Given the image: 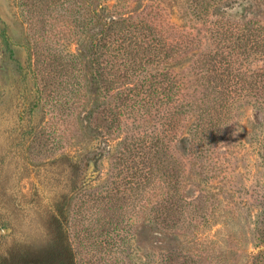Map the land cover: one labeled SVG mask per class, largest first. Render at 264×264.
I'll list each match as a JSON object with an SVG mask.
<instances>
[{
	"label": "rangeland",
	"instance_id": "374dc122",
	"mask_svg": "<svg viewBox=\"0 0 264 264\" xmlns=\"http://www.w3.org/2000/svg\"><path fill=\"white\" fill-rule=\"evenodd\" d=\"M229 1L237 4L227 10L224 16L239 22L252 21L253 28L264 38V0H127V7L123 6L126 12H131L132 17L140 15L133 23L131 21V24L142 28L140 41L144 42L148 38L153 46L170 44L178 48L185 47L177 59L180 62L177 72L184 70L194 79L196 70H203L193 66L198 58L201 64L204 62V70L211 65L224 69L229 65L234 70V78H231L234 83H226L217 91L207 90L208 84H203L198 88L199 93L193 96L199 98L206 94L209 98L234 99L218 102L223 108L229 109V115L223 110L221 113L219 111L227 120L219 128L218 140L213 144L215 146L203 149L195 144L197 147L194 145L195 148L190 149L187 129L192 130L195 123L191 118L182 117L179 124L181 129L178 128L174 136L175 149L168 150L170 155L177 158L178 166L174 160L171 162L177 166L176 189L180 187V191L186 192L188 200L197 198L188 207L185 206L181 224L168 238V252L174 253L169 264H182L185 260L186 264H264V43L261 41L256 49L247 53L246 49L254 47L255 41L247 38L249 46L246 39L239 41L238 38L245 33L239 30L236 23L225 22L229 28L222 27L233 33L230 37L233 39H220L216 35L218 27L213 23L219 18L215 9ZM100 2L107 6L109 12H114L111 6L115 0ZM205 5L208 11L202 12ZM25 12L21 1L0 0V264H26L25 258L41 249L43 242L39 214L44 200L53 198L57 187L49 185L43 189L42 176L36 168L27 170L28 173L32 172L34 178L24 172L26 155L17 149L21 134L14 133L17 124L25 126L27 117L18 101L22 102L21 96L27 91L25 76L31 77L26 50L23 48L32 34L29 14ZM62 20V15L48 17L44 30L51 32V35H43L44 30H39L40 27L38 34H35L38 35L36 46L42 48L38 51L41 62L36 67L42 89L39 92L43 103L47 104L53 95L58 100L65 96L70 103L75 101L71 93L74 65L72 67L68 59L76 55V41L62 36ZM150 32H154V36ZM221 41L226 42L223 44ZM47 43H50L48 50L52 51L45 50ZM214 59L216 63L212 64ZM224 88H227V92ZM28 95L31 94L28 92ZM214 103L211 102L212 105ZM192 105L194 102L191 101ZM203 105L200 110L206 111L210 107L208 102H203ZM160 106L161 114L165 112L167 103ZM125 107L120 112L128 114L129 118H125L127 128L116 132L111 144L116 145L126 134L136 136L129 125L133 124L132 119L142 132L154 128L159 133L164 130L166 134V128L160 130L166 127V119H158L153 114L145 116L143 110L133 108L131 104H125ZM60 114L62 112L57 107L46 106L43 112L35 108L32 117L34 123L42 122L40 127L43 130L59 134L61 132L57 130L61 129L62 124ZM199 116L203 122L210 119L207 113H199ZM217 119H221V116ZM54 144L52 141L48 143ZM93 145L94 150L102 148V140L97 138L91 143V148ZM62 146L46 153L58 156L66 148L64 143ZM105 151L108 149H104L97 162L95 188L110 182L112 160L106 158ZM39 152V155L35 152L32 157L42 159L45 151ZM94 168H88L87 177L91 176ZM93 176H96L95 172ZM31 188L36 189V196L34 201L28 203L26 197ZM83 211L81 215L86 216L83 222L80 214L78 219L73 216L77 223L73 232L97 227L98 218L92 215L88 226V213L86 209ZM123 226L118 238L121 240L114 239L112 244L117 242L119 245L123 264H138L142 259L138 256L137 225L124 223ZM73 240L78 239L74 237ZM164 253L166 251L162 249L157 253L149 252L148 257L152 260L149 264H162ZM78 254L82 261L87 262L93 251L81 247Z\"/></svg>",
	"mask_w": 264,
	"mask_h": 264
},
{
	"label": "trees",
	"instance_id": "16d2710c",
	"mask_svg": "<svg viewBox=\"0 0 264 264\" xmlns=\"http://www.w3.org/2000/svg\"><path fill=\"white\" fill-rule=\"evenodd\" d=\"M18 1L26 9L25 13L29 14L32 34L29 42L23 46L31 77L25 74L27 91L21 96L22 102L18 101L27 118L25 126L17 124V130L14 128V133L21 134L17 149L22 150V155H26V158L23 157V165L27 175L32 173L27 170L36 168L42 176L43 189L49 185L57 186L54 197L44 200L39 214L43 246L38 252L30 253L29 258H25L26 264H123L122 251L117 242H112L120 237L124 223L137 225L138 256L142 259L138 264L152 262L148 253H157L160 249L166 251L162 254V264L171 263L174 253L168 252V238L181 224L185 206L188 207L197 198L188 200L186 192L180 191V187L176 189L178 180L175 169L178 163L176 156L170 155L169 151L170 148L175 149L174 136L182 117L191 118L195 123L192 130L187 129L190 149L195 148V144L203 149L215 146L213 144L218 140L219 128L227 120L220 113L223 110L228 114L229 110L218 102L234 99L209 98L206 94L199 98L193 96L199 93L198 88L203 84H208L207 90L217 91L226 83H234L231 81L234 70L229 65L226 69L211 65L204 70V62L201 64L198 58L193 66L203 70H196L194 79L184 70L177 72L176 68L180 64L177 59L185 47L178 48L170 44L153 46L148 38L144 42L140 41L142 28L131 24L140 15L132 17L131 12H126L125 7L123 9L127 0H115L111 6L114 12H109L101 0ZM236 4L234 1L220 4L215 9L219 21L213 25L218 27L216 35L220 39H233L230 38L233 33L222 27L229 28L225 22L236 23L239 30L245 33L238 38L239 41L246 39L247 46L250 45L248 39L253 38L255 41L256 46L246 49L250 53L261 41L264 43V38L253 28L252 21L239 22L224 16ZM206 11L208 6L205 5L202 12ZM57 15L63 17L62 36L76 41V55L68 59L71 60V66L74 65L71 93L75 101L70 103L65 96L58 100L53 95L51 102L47 104L43 103L44 99L39 92L42 89L36 67L41 62L38 51L42 48L36 46L38 35L35 34L46 28L48 17ZM47 34L51 35V32L44 30L43 35ZM150 35L154 36V32H150ZM221 42L225 44L226 41ZM49 45L50 43L45 45V50L49 49ZM215 59L212 64L216 63ZM67 64L68 67L69 63ZM48 85L47 83L46 86ZM224 90L227 92V88ZM191 101L194 102L192 106ZM203 102H208L210 106L206 111L200 110ZM211 102L215 103L212 105ZM162 103H167V107L160 114ZM125 104L140 108L145 116L153 114L158 119H166V127L160 129L166 128V134L164 130L159 133L154 128L149 132H142L132 119L133 124L129 125L136 136L126 134L119 143L111 144L114 134L127 128L125 118H129L128 114L120 112L122 108H126ZM46 106L57 107L62 112L61 129L57 130L61 133L43 130L40 127L42 122L34 123L33 110L40 108L43 112ZM199 113H207L210 119L203 122ZM219 115L221 119L216 120ZM97 138L102 140L103 146L94 150V145L97 144L91 148V143ZM51 141L55 144L48 145ZM62 143L66 146L62 149V154L50 156L46 153L62 148ZM104 149H108L105 151L106 158L112 160L110 182L106 186L95 188L97 162ZM43 150L45 152L42 159L32 157L35 152L39 155V151ZM173 160L177 166L171 164ZM90 166L95 168L91 176L87 177ZM30 177L34 178L33 174ZM15 187L17 188V183ZM34 191L36 189L31 188L26 197L28 203L35 200ZM84 209L88 213L87 225L91 223L90 217L95 215L98 218L97 227L91 226V229L73 232L77 224L73 216L78 219V214L84 213ZM82 218L83 222L86 216ZM74 237L78 240L74 241ZM81 247L91 248L93 251L87 262L79 257L78 250ZM182 264H186V260Z\"/></svg>",
	"mask_w": 264,
	"mask_h": 264
}]
</instances>
